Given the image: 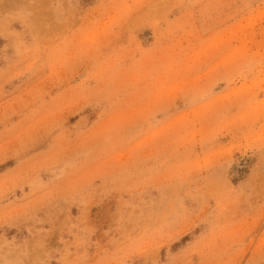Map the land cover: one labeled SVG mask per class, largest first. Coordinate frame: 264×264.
Segmentation results:
<instances>
[{"label": "rangeland", "instance_id": "obj_1", "mask_svg": "<svg viewBox=\"0 0 264 264\" xmlns=\"http://www.w3.org/2000/svg\"><path fill=\"white\" fill-rule=\"evenodd\" d=\"M0 264H264V0H0Z\"/></svg>", "mask_w": 264, "mask_h": 264}]
</instances>
